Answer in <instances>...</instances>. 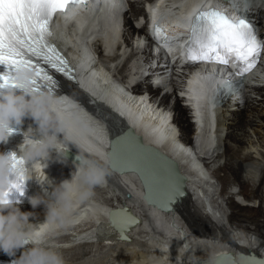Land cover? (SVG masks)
Here are the masks:
<instances>
[{
  "label": "bare ground",
  "instance_id": "obj_1",
  "mask_svg": "<svg viewBox=\"0 0 264 264\" xmlns=\"http://www.w3.org/2000/svg\"><path fill=\"white\" fill-rule=\"evenodd\" d=\"M197 1H204L205 3L202 6L211 3V5L219 8H222V4L225 3L221 0H164L157 7V14L163 18L160 24L171 27L173 31H180L186 16L190 14L188 11L192 8H202L199 5L200 3L197 4ZM139 2V0H134L132 4L130 3L131 12L135 14L141 13ZM151 13L153 14L152 10L150 11ZM257 15L264 20L263 4L257 8ZM94 19L98 21L103 29V23L99 21L100 17L95 16ZM68 22H70V27L67 30L77 33V23H74V26L72 19H68ZM66 23H64L65 26ZM127 24H131V22L128 21ZM95 27L92 19L88 27L80 31L89 32V35H91ZM129 29L131 31L135 30L132 26ZM129 29H126V35L130 34ZM72 33L65 35V39L60 37L62 41H58V43L64 47H70L68 48L69 51H81L80 48L84 47L82 45L84 39L81 41L77 35H72ZM58 35H61V33L59 32ZM125 41H127L126 36H124ZM177 43L178 41L175 40L163 41L162 45H156L154 48H159L162 53L168 51L174 56L179 53L180 46L176 45ZM139 44L143 46L141 48L143 52L137 51L132 57H129L124 67L121 65L124 55L118 56L115 53L112 57L109 55L101 57L103 66L98 63L96 67H92L93 70L97 71L91 72L90 69L85 72V77L90 74L89 79L88 81L82 80L81 84L88 90L86 92L89 95L87 98L82 96L74 85L64 84L66 93L72 99L79 101L86 111L94 113L98 112L96 110L102 111L104 107L111 111L110 117L116 116L120 119L118 123L112 126H105L100 121L101 119L97 117L99 120L95 119V121L101 122V124L98 122L99 128V126L95 125V127L84 122L85 119H82L75 112V110H79L78 106L67 104L70 109L68 107H66L68 110L63 109L65 114L72 115L70 116L71 120L80 121L81 125L87 129L86 136L89 138V143L92 147H87L81 143L82 147H78L75 144L77 141L67 134L65 135L68 138L65 139L64 144L65 146H73L88 161V164L74 167H70L67 164L62 166L61 163H64V161H59L56 156H54L56 159L45 160V164L49 166V168L44 169L48 180H40L38 177L39 173H36L35 176L38 179L35 184L41 190H45L47 195H50L47 199L53 198L51 202H47L50 204L44 203V206L36 208L27 206L13 207L10 210L6 209L5 212L18 211L27 214L25 219H37L48 217L52 210H56L58 215L55 218L50 216L47 220L51 221L55 226H65L62 228L55 226L50 228L54 235H59L55 240L56 242L52 241L51 244H47L46 251L57 254L62 259L63 264H179L177 261L183 259H185V263L214 264V258L219 255L227 253L236 255L240 252L264 257V234L261 231L264 228V221L257 220V216L262 217L264 215L262 214L264 211V205L262 204L264 195L259 189H253L256 181H263L264 179V166H261L264 163V87L257 89L256 95H253V97L245 96V99H242L243 101H239V99L231 101L227 108L228 112H223L218 117L217 126L214 127V121L210 116V113L214 112L213 110L210 112V106L213 103L210 99L211 93L209 90L207 93L199 91L194 84L192 86L193 90H198L201 93L200 96L192 97L190 100V106L194 112V116H191V118L196 119V122L192 123L189 121L188 109L182 107L179 102L174 108L177 114L175 118L179 127L186 133H192L195 129L196 141L193 143L187 137V141L192 146L183 147L178 144L174 136L175 127L169 122L170 109L159 105L155 106L151 103L152 98L147 95H142L135 99H130L125 95L124 83H126L127 79L133 82L146 71L152 72L151 76L155 81H160L161 83L164 81L165 85H167L166 80L168 77H165L167 72L158 73L157 70L152 71V69L148 68L151 66V62L148 63L149 57H146L145 44L143 41ZM91 46L95 50L96 44L91 43ZM138 49L139 45L136 47V50ZM109 53H111V50H109ZM80 55H85L83 50ZM93 58L100 59V57ZM91 63L92 60L90 61ZM121 68L123 70L120 72ZM118 72L122 73L121 79L116 76ZM125 72L128 73L127 77H125ZM107 73H110L111 77ZM202 79H207L208 81L207 77ZM199 83L201 84L202 81ZM198 88L202 89L200 86ZM197 98L201 101L199 104H197ZM166 99L168 100V96ZM88 101L90 104H88ZM91 102L94 104H91ZM241 103L243 104L241 105ZM122 109L130 111L127 112V115H129V117L127 116L128 124L134 127L138 133H142L144 137L146 136V142L175 157L183 174L188 179L186 196L177 201L173 206V210L164 216L154 207L145 205L141 199L142 189L133 178L134 176L131 174L118 175L113 173L107 169L105 164L107 162L105 154L108 151L110 142V138L107 137L110 134H106L105 131L119 130V127L125 122L118 114V112L125 113ZM104 112L108 113L105 110ZM66 128H69V126H66ZM148 134L154 137L149 138ZM252 135L256 136L255 143H258V146L252 144ZM197 141L199 144H197ZM7 143L10 142L8 141ZM215 145L217 146L216 149ZM197 148L200 156H197ZM212 148L214 150L211 152ZM222 149L223 152L220 153L219 151ZM226 155L229 156L228 159ZM232 159L235 162H232ZM56 165L61 167L54 172L52 169ZM43 166L44 164H41V167ZM41 167L38 168L40 169ZM214 167H217V171L225 173L223 177H220V181L224 186L221 185L224 189L225 187L228 189L233 184L230 183V180L233 179L234 182L240 184L242 190L239 193H243L247 201L239 206V204L235 203L233 196L227 195V197H231L228 199L229 204H231L233 209L237 210L230 214L229 219L232 226L229 229H227V224L223 223L226 217L222 211L224 207L220 206L222 201L218 200L216 204H212L209 200L211 194H207L211 189L216 192L215 188H218L212 176V174L217 175L218 172L215 170L216 172L210 173ZM77 173H81L86 180L79 179ZM90 179L94 184L91 183ZM65 181H67L66 184L63 183ZM104 185L106 186L104 187ZM249 187L250 194L247 192ZM199 191L201 192L200 194ZM126 193H130L131 198L125 197ZM239 193L237 192L233 195H240ZM97 195L100 196L102 202L94 205L97 200L92 202L90 199L91 196L96 199ZM105 195H111V197H105ZM195 196L199 200L198 205L201 208L205 210L210 208V213L217 222L212 223L208 217H206L208 220L204 219L198 213L192 211ZM214 197L213 195L212 199ZM257 201L258 209L253 210L254 208L250 204L255 205ZM123 207H127L140 219L139 225L127 231L128 241L118 240L112 234V227H110L107 219L103 216L107 215L111 209ZM218 209L222 212H219ZM178 214L188 221V225L185 221H182L183 226L175 224ZM93 218L96 222H100L97 229L96 225L93 226L90 223L83 234L80 231H76L74 235L62 233L70 223L84 222V220L88 219L93 221ZM39 224L42 229L50 225L49 223ZM151 224L155 225L156 229H161L162 233L164 232V236H156L155 230L153 231L150 227ZM250 225L254 227L252 228ZM233 226L236 227L233 228ZM92 230H97V232L101 233V237L96 243H90L86 241L89 238H93V235H90L84 240L86 243L81 244L80 240L90 234ZM50 236H47V238ZM80 236L83 237L79 238ZM105 236H107V241L102 244L100 241ZM181 264L184 263L181 261Z\"/></svg>",
  "mask_w": 264,
  "mask_h": 264
},
{
  "label": "snow or ice",
  "instance_id": "obj_2",
  "mask_svg": "<svg viewBox=\"0 0 264 264\" xmlns=\"http://www.w3.org/2000/svg\"><path fill=\"white\" fill-rule=\"evenodd\" d=\"M69 2L81 3L85 0H0V64L11 66L15 73L0 75V97L5 95L3 90L13 93L15 89L23 91L20 96H41L45 91L52 95L56 82L39 64H33L27 57H35L57 72L69 75L66 71L67 61L48 43L53 16L63 12ZM186 52L191 63L227 65L235 60L236 75L243 76L264 53V43L257 39L249 21L240 19L233 22L213 9L199 13L193 20L191 42ZM21 70L33 73L23 83L16 79V74ZM8 132L11 135L13 129L10 128ZM10 160L13 167L19 166V174L10 179L9 190L0 199L3 204L14 203L10 198L13 193L19 196L24 194V162L14 153L10 154ZM179 196L180 192L174 191L170 193L169 200ZM23 243L27 244L28 241ZM253 264H264V261H253Z\"/></svg>",
  "mask_w": 264,
  "mask_h": 264
},
{
  "label": "water",
  "instance_id": "obj_3",
  "mask_svg": "<svg viewBox=\"0 0 264 264\" xmlns=\"http://www.w3.org/2000/svg\"><path fill=\"white\" fill-rule=\"evenodd\" d=\"M228 1V0H222ZM264 4V0H260ZM74 123V122H73ZM77 129L86 134V128L76 123ZM202 126V125H201ZM149 138L154 136L148 134ZM147 138L138 133L134 127H124L121 132L110 139L108 151L105 154L106 165L118 175L131 174L143 191L141 199L148 207H154L164 215L173 210L174 204L186 196L187 177L175 157L160 150L157 146L146 142ZM79 165H85V160L73 159ZM179 191L180 196L169 200L170 193ZM201 192L199 191V194ZM131 198L130 193H126ZM117 214L123 215L124 225L119 224L120 239L128 241L127 231L139 225L140 219L127 207L113 209L109 217L113 219ZM160 216V215H159ZM161 218V216H160ZM253 264V261H264V257L254 254L238 253L221 255L215 259V264Z\"/></svg>",
  "mask_w": 264,
  "mask_h": 264
},
{
  "label": "clouds",
  "instance_id": "obj_4",
  "mask_svg": "<svg viewBox=\"0 0 264 264\" xmlns=\"http://www.w3.org/2000/svg\"><path fill=\"white\" fill-rule=\"evenodd\" d=\"M30 76V72L21 70L16 74V79L18 82L23 83ZM56 103L57 101L47 96H34L30 100H26L25 96H17L13 93L5 94L0 98V144H6L8 142V130L11 128V125H21L23 118L26 116L30 115L38 123L39 127H44L49 122V112ZM47 147L49 145L46 141L37 143L28 139L24 140L19 146L18 155L16 153L14 154L22 158L24 162L23 166L26 168V166L36 161L38 157H42ZM59 147L57 146V148ZM45 168L42 167L37 170L40 180H48L44 171ZM31 171L32 169L29 168L28 172L23 175L24 181L31 179ZM18 174L19 166H12L10 155L0 154V199H3L4 193L9 190L10 178H14ZM63 183L66 184L67 181ZM32 200L30 201L31 204ZM10 204L0 203V205ZM37 204H39V201H37ZM35 206L37 205H33V207ZM26 215L18 211L5 212L0 210V252L13 254L22 245L23 241L33 239L35 234L29 233L24 227ZM57 215L58 212L56 210L50 212L52 218H55ZM19 264H63V261L55 253L33 248L20 258Z\"/></svg>",
  "mask_w": 264,
  "mask_h": 264
},
{
  "label": "rangeland",
  "instance_id": "obj_5",
  "mask_svg": "<svg viewBox=\"0 0 264 264\" xmlns=\"http://www.w3.org/2000/svg\"><path fill=\"white\" fill-rule=\"evenodd\" d=\"M254 95H256L255 93H254ZM252 96H253V93H252ZM244 99H245V97H244ZM243 103H241V105H242ZM184 124H186V123H184ZM180 125H181V123H180ZM186 133V132H185ZM188 133V132H187ZM255 135H252V144L254 145V146H258V143H255L256 142V139H255ZM255 139V140H254ZM220 153H222L223 152V149L221 150V151H219ZM226 157H227V159H228V155H226ZM232 162H235V160H231ZM263 162H264V160H263ZM262 163V162H261ZM261 166L263 167L264 166V163H262L261 164ZM217 171V170H216ZM216 171H214V172H216ZM218 173H217V175H215V174H213V177H214V180L216 181V186L218 187V186H220V191L218 192L219 194H215V192H214V190L213 189H211L210 191H212V192H210V191H208L207 192V194L208 195H210L211 194V198L209 197V200L211 201V203L213 204V203H217L218 202V200H221L223 203H224V206H225V208H223V212L226 214L227 213V215H226V224H227V229H229V228H231L230 226H232L231 225V222H230V219H229V217H230V214L235 210V209H233V207L231 206V204H229V201H228V199L229 198H231V197H227V195H229V194H227V192H226V188L227 187H225V189H224V185L221 183V181H220V177H223L224 175H225V173L223 172V171H221V172H219V171H217ZM219 178V179H218ZM220 183V184H219ZM230 183H233L232 185H233V187H235V188H237L238 189V193H239V191H241L242 190V188H241V186H240V184H238L237 182H234L233 181V179H231L230 180ZM255 183V182H254ZM223 186H222V185ZM229 185V184H228ZM227 185V186H228ZM260 185H261V180H259V181H256V183H255V186H254V190H256L255 188H257V189H259V191L261 192V187H260ZM250 189V187L248 188V190H247V192H248V194H250L251 193V191L249 190ZM253 190V191H254ZM240 194V193H239ZM215 196V197H217L216 199H215V197L212 199V196ZM98 196V195H97ZM111 197V195H105V197ZM229 196H231V195H229ZM238 196H241V197H243L244 198V200H246L245 199V197L243 196V193L242 194H240V195H238ZM96 199H93V197L91 196V199L90 200H92V202H95L96 200V202L94 203V205H98V204H100L102 201H101V198H100V196H98V197H95ZM88 199H89V197H88ZM107 199H109V198H107ZM235 201V200H234ZM48 202H51V201H48ZM236 203V202H235ZM47 204H50V203H47ZM238 204V203H237ZM244 203H242V205H243ZM263 205H264V202L262 203ZM241 204H239V206H240ZM251 205V207H253L254 209L253 210H257L258 208V201H257V203L255 204V205H253V204H250ZM253 205V206H252ZM220 206L221 207H223L221 204H220ZM264 207V206H263ZM192 211H195L196 213H198L199 214V216H201L202 218H204V219H207L208 220V218H206L207 216H205L204 214H203V211H202V209H201V207L198 205V204H196V206L195 205H193V208H192ZM218 211L219 212H222L220 209H218ZM235 211H237V210H235ZM241 213H243V214H248V213H246V212H241ZM262 214H264V211H263V213ZM205 217H204V216ZM258 217V219L257 220H260L261 222L262 221H264V215L262 216V217H260V216H257ZM263 219V220H262ZM182 221H185L186 222V224L188 225V221H186L185 219H183L182 218V216L180 215V214H178L177 216H176V221H175V224L176 225H178V226H183V224H182ZM236 224H237V222H235ZM263 224H264V222H263ZM252 228L254 227L253 225H250ZM152 229H153V231L154 232H156V236H164L163 234H164V232L162 233V231H161V229H156V226L155 225H152L151 224V226H150ZM236 226H233V228H235ZM262 232H263V234H264V228L261 230ZM239 232V231H238ZM157 233H158V235H157ZM240 233H241V231H240ZM162 234V235H161ZM243 234H245V233H243ZM170 246V245H169Z\"/></svg>",
  "mask_w": 264,
  "mask_h": 264
}]
</instances>
